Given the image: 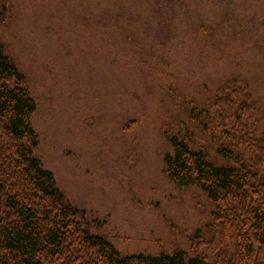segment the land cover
Wrapping results in <instances>:
<instances>
[{
    "label": "rangeland",
    "instance_id": "rangeland-1",
    "mask_svg": "<svg viewBox=\"0 0 264 264\" xmlns=\"http://www.w3.org/2000/svg\"><path fill=\"white\" fill-rule=\"evenodd\" d=\"M143 1V21L105 37L98 0H0V40L38 104L36 155L90 232L122 254L192 251L194 235L212 239L210 204L163 174L165 126L184 120L169 89L204 90L203 78L229 66L264 107L261 9L255 0Z\"/></svg>",
    "mask_w": 264,
    "mask_h": 264
},
{
    "label": "trees",
    "instance_id": "trees-1",
    "mask_svg": "<svg viewBox=\"0 0 264 264\" xmlns=\"http://www.w3.org/2000/svg\"><path fill=\"white\" fill-rule=\"evenodd\" d=\"M98 1L106 9L97 16L105 37L112 29L143 21V0ZM255 1L261 9L258 26L264 37V0ZM115 5L121 9H114ZM104 21L109 30L103 28ZM202 80L204 90L194 85L169 89L174 111L184 120L165 126V149L160 155L163 174L173 186L205 194L212 239L203 242L204 237L194 235L192 251L122 254L104 235L90 232L84 213L36 155L39 139L33 118L38 104L29 79L0 40V264H264L260 90L229 66ZM189 99L196 104L192 106ZM126 120L135 122L132 117H119V124ZM190 124L201 133L199 139L187 129Z\"/></svg>",
    "mask_w": 264,
    "mask_h": 264
}]
</instances>
